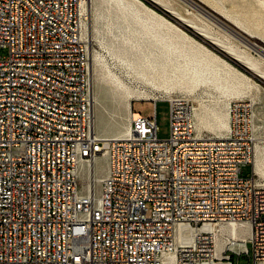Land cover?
<instances>
[{"label":"built area","instance_id":"built-area-1","mask_svg":"<svg viewBox=\"0 0 264 264\" xmlns=\"http://www.w3.org/2000/svg\"><path fill=\"white\" fill-rule=\"evenodd\" d=\"M86 1L0 0V264H163L166 253L175 264H235L248 243L253 264L264 263L250 105L229 103L220 137L197 131L194 101L180 95L149 100L154 116L135 112L126 137L97 135ZM160 101L169 103L165 139ZM103 154L109 168L96 200L78 168ZM222 222H247L251 233L244 249L219 258L202 228Z\"/></svg>","mask_w":264,"mask_h":264},{"label":"bare ground","instance_id":"bare-ground-1","mask_svg":"<svg viewBox=\"0 0 264 264\" xmlns=\"http://www.w3.org/2000/svg\"><path fill=\"white\" fill-rule=\"evenodd\" d=\"M93 1L94 0L86 1L83 4L82 9L84 15L82 21V34L89 41L90 64L92 70L91 95L93 131L97 135H100L98 130L100 124L103 123L104 118L102 109L104 108L106 101L111 100L117 110H125L127 112V122H118L111 128H107L106 130L111 136L103 137L123 138L126 137L130 132V122L133 114L135 113V111L132 109L133 101L157 99H153L149 94L150 92L146 91L145 89L137 88L138 86L135 88L130 87L121 78H119L118 75H113L110 71L107 72L105 70V62L102 56H100L98 52L92 47V41L96 36L91 18V4ZM113 1L117 4L118 8H120L119 6H124L122 8L123 13L121 16L123 21L127 23V28H130V31L131 25H133L132 30L134 31H138L137 25H140L142 28H145L147 30L149 37L152 38V40L148 43L150 46L155 47L161 44L160 48L162 49V51L160 53L149 48H144L141 45L137 46L136 44H132V47H136L141 55L138 57L137 61H128L129 64L132 65V68L136 75L144 82L150 83L151 85L168 92H171L176 87H179L182 90L193 92L200 85H213L216 89L219 90H228L231 87V94L237 96L242 94L244 90L246 91L252 86L257 85L245 72L235 67L222 56L215 53V51H212L209 47L192 37V35H189L185 30H183L177 24L169 20L166 16L146 4L143 0ZM150 1L157 6L159 5L163 7L170 13H172L173 11L176 12L178 18L181 21L194 28L195 31H197L205 38L220 46L223 50H225V52L241 62L249 70L264 79V68L262 67L261 60L254 58L248 52L238 49L233 44L220 38L215 34L216 32L214 33L209 26L205 24H199L192 18L187 17L179 13L178 11H175L165 0ZM200 1L211 8V10H213L215 13L219 14L221 17L232 23L236 28L250 35L247 30L243 29L238 24H242L238 18H234V20L236 21L235 22L230 19L225 12L223 13L219 11L216 8L217 6L215 4L209 3L208 0ZM130 2L138 5L142 10L154 16L156 19L165 23L169 27L180 31L182 37L186 40H189L192 43L193 47H187L184 43L181 45L180 43L164 35L163 33L149 29L147 26V20L141 17L140 8H137L138 10L136 9V13L134 15H131L130 17L125 10L126 4H129ZM208 15L217 23H220L232 32V30L228 26L224 25L216 17H213L210 14ZM128 39L129 41H131L130 37ZM171 50H174L172 52L177 53L178 56H182L185 62L180 64H173V58L170 54ZM167 52L170 53L168 54ZM164 55H167V57H165L166 60L159 61V57H162ZM107 80H109V82L113 86L112 93H109L108 89L105 87V83L107 82ZM171 97L172 96H170L169 98ZM226 106L227 104H225L222 108H211L210 112L203 106H196L194 110V117L197 131L199 133H202L204 129L208 128L215 131L218 134V137L227 135L230 128V120L229 110ZM252 167L253 171L258 176H264V147L260 146L259 144H256L255 147ZM108 168L109 163L107 154L99 155L95 159L82 162L79 165L78 170L81 177L87 180L84 185L85 187L90 189L92 196H94L96 200H98L100 197L101 182L106 176ZM258 179L259 181L264 182L263 178L259 177ZM202 229H208L212 231L214 236L216 237V253L219 258L223 256L222 251L224 249L225 240H231L230 249L241 250L245 248V241L251 233V225L247 222H222L218 224L211 223L206 224ZM178 235H183V230H180ZM186 237L189 241H192L194 232L192 230H187ZM163 264H175V254L166 253L163 257ZM215 264L230 263L217 261Z\"/></svg>","mask_w":264,"mask_h":264},{"label":"rangeland","instance_id":"rangeland-1","mask_svg":"<svg viewBox=\"0 0 264 264\" xmlns=\"http://www.w3.org/2000/svg\"><path fill=\"white\" fill-rule=\"evenodd\" d=\"M143 1L159 13L166 16L169 20L177 24L189 35H192V37L209 47L212 51H215V53L222 56L224 59L229 61L241 71L245 72L257 85L252 86L246 91L244 90L242 94L237 96L231 94V87L228 90H219L216 89L213 85H200L193 92L182 90L179 87H176L171 92H168L166 90L157 88L150 83L144 82L136 75L132 68V65L129 64V61H137L138 57L141 55L136 47H132V44H136L137 46L141 45L144 48L155 50L158 53L162 51V49L160 48L161 44L155 47L150 46L148 43L152 40V38L149 37L147 30L145 28H142L140 25H137L138 31L132 30L133 25H131V31L130 28H127V23L123 21L121 16L123 13L122 8L124 6H119L120 8H118L117 4L113 0H94L91 4V18L96 36L92 41V47L98 52L100 56H102L105 62V70L107 72L110 71L113 75H118V77L121 78L130 87L135 88L138 86L137 88L145 89L146 91L150 92L149 94L153 99L159 100L175 95L185 96L191 98L194 101L195 107L203 106L209 112L211 108H222L225 104H227L226 107L229 110L230 102L234 100H243L250 105V110L253 114L256 144L264 147V79L249 70L241 62L225 52V50H223L220 46L205 38L197 31H195L194 28L181 21L178 18L176 12L173 11L172 13H170L163 7L159 5L157 6L150 0ZM165 1L175 11H178L179 13L192 18L199 24H205L209 26L213 30V32H216L215 34L220 38L233 44L238 49L248 52L254 58L261 60L262 67L264 68V0H208L209 3L215 4L217 6L216 8L219 11L223 13L225 12L226 15L233 21H235L234 18H238L242 24L238 22L237 23L243 29L247 30L250 35L236 28L232 23L221 17L219 14L215 13L213 10H211V8L202 3L200 0ZM191 3H193L194 5ZM137 8L140 7L131 2L129 4L127 3L125 6V10L130 17L131 15H134L136 13ZM207 11L211 12L213 14V17L222 19L230 26L236 28L238 31L244 34L247 39L243 40L242 38L233 34L227 28H225V26L217 23L207 14ZM140 14L142 18L147 20V26L149 29L159 31L164 35L172 38L176 42L180 43L181 45L184 43L187 47H193L192 43L189 40H186L182 37L180 31L169 27L141 8ZM129 37L131 38V41H129ZM172 51L174 50H171V53H167L171 54L173 58V64H180L185 62L182 56H178L177 53ZM0 53L4 54L5 51L0 49ZM165 57H167V55L159 57V61H165ZM252 74H254L256 77L252 76ZM105 87L108 89L109 93L113 92V86L109 82V80H107V82L105 83ZM132 105L135 112H138L139 114L146 117L154 116V102L149 100H135L133 101ZM156 110L159 124L158 136L161 139L168 138L170 135L169 103L167 101L158 102L156 105ZM102 113L104 117L103 123L100 124L98 130L99 134L102 136L110 137L111 135L107 132V128H111L118 122H127V112L125 110H117L111 100L106 101V104L102 109ZM203 133L212 136L218 135L215 131L208 128L204 129ZM244 174H252L251 165H247L244 167ZM259 177L264 179V176L260 175ZM230 247L231 240H225L224 249H227V253L233 254L232 250H230ZM248 248L250 250L249 254H233L235 264H253L251 243H248Z\"/></svg>","mask_w":264,"mask_h":264},{"label":"water","instance_id":"water-1","mask_svg":"<svg viewBox=\"0 0 264 264\" xmlns=\"http://www.w3.org/2000/svg\"><path fill=\"white\" fill-rule=\"evenodd\" d=\"M207 12H208V14H210V15L213 16V14H212L211 12H209V11H207ZM217 19H218L219 21H221L223 24H225L226 26H228V27L232 30V33H233V34H235L236 36H238V37H240V38H242V39H247V38L245 37V35L242 34L240 31H238L236 28L230 26L229 24H227L226 22H224L222 19H219V18H217ZM252 76L256 77L254 74H252Z\"/></svg>","mask_w":264,"mask_h":264}]
</instances>
